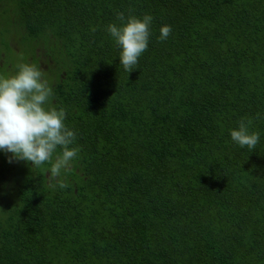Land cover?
<instances>
[{
	"label": "trees",
	"instance_id": "1",
	"mask_svg": "<svg viewBox=\"0 0 264 264\" xmlns=\"http://www.w3.org/2000/svg\"><path fill=\"white\" fill-rule=\"evenodd\" d=\"M2 2L1 50L34 49L80 152L58 179L18 161L0 180V264H264V0ZM118 12L153 17L130 73ZM244 117L254 150L230 136Z\"/></svg>",
	"mask_w": 264,
	"mask_h": 264
},
{
	"label": "clouds",
	"instance_id": "2",
	"mask_svg": "<svg viewBox=\"0 0 264 264\" xmlns=\"http://www.w3.org/2000/svg\"><path fill=\"white\" fill-rule=\"evenodd\" d=\"M117 20L120 25L111 23L107 31L121 49L120 64L130 73L147 50L153 17L147 14L142 18L126 17L118 12ZM171 32L170 25L162 26L159 39L166 40ZM17 69L13 75L0 76V151L11 154L9 163L24 161L34 166L51 163V177L58 179L61 170H67L80 152L78 147H71L76 134L64 123L65 109L52 105L54 93L44 72L28 63H19ZM252 124V118L244 117L236 129L230 130L232 141L241 148L254 150L259 142V132L250 131ZM58 148L60 154L53 162Z\"/></svg>",
	"mask_w": 264,
	"mask_h": 264
},
{
	"label": "rangeland",
	"instance_id": "3",
	"mask_svg": "<svg viewBox=\"0 0 264 264\" xmlns=\"http://www.w3.org/2000/svg\"><path fill=\"white\" fill-rule=\"evenodd\" d=\"M11 2H2L0 3V16L2 17V20H0V60L3 61L4 63L3 64H0V72L4 73L3 71L6 72V64L8 63L7 65V68H10L11 65L13 67H16L19 63H21V59L18 57H22L25 61V63H28V64H34L32 60V58H35V55L32 56L30 55L29 56V59L31 60H28L26 57L24 56H20L19 54H22L23 52H27V50H29L30 52L31 51H34V49L32 47L29 46V48L24 44L22 46H18L19 50H18V53L17 54H10L12 49H10L9 51H2L1 49H4L5 46H10L11 43L9 41H12V43L16 44L17 41L19 40V36L17 35H13L12 34V28H11V24H10V14H9V11H10V7L11 5L9 4ZM3 55V56H2ZM45 59H39L40 63L44 66L43 63H47L46 61H44ZM9 62H10V66H9ZM44 72V71H43ZM55 74H56V71H55ZM46 73L44 72V78L47 79L46 77ZM6 200H9L8 196L4 197Z\"/></svg>",
	"mask_w": 264,
	"mask_h": 264
},
{
	"label": "flooded vegetation",
	"instance_id": "4",
	"mask_svg": "<svg viewBox=\"0 0 264 264\" xmlns=\"http://www.w3.org/2000/svg\"><path fill=\"white\" fill-rule=\"evenodd\" d=\"M9 42L12 45V41H9ZM3 63L4 62L0 60V64H3ZM4 76L7 77V76H10V74L6 73ZM46 77H47V75H46ZM48 79L54 80L55 78L50 76V77H48ZM10 155H11L10 153L6 155L2 151H0V167H2L4 170V176L3 177L0 176V180L3 181L2 184L4 185L5 188H8L12 184L11 173L13 170H15V163L16 162H13V163L8 162V156H10Z\"/></svg>",
	"mask_w": 264,
	"mask_h": 264
}]
</instances>
